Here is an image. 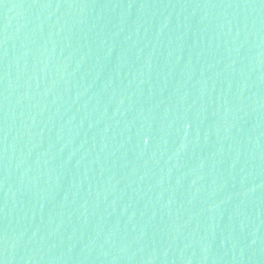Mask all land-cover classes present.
<instances>
[{
  "label": "water",
  "instance_id": "1",
  "mask_svg": "<svg viewBox=\"0 0 264 264\" xmlns=\"http://www.w3.org/2000/svg\"><path fill=\"white\" fill-rule=\"evenodd\" d=\"M0 264H264V0H0Z\"/></svg>",
  "mask_w": 264,
  "mask_h": 264
}]
</instances>
